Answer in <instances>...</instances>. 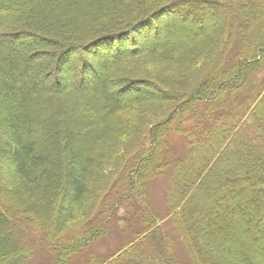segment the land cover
Wrapping results in <instances>:
<instances>
[{
	"label": "trees",
	"instance_id": "1",
	"mask_svg": "<svg viewBox=\"0 0 264 264\" xmlns=\"http://www.w3.org/2000/svg\"><path fill=\"white\" fill-rule=\"evenodd\" d=\"M201 56L191 85L128 74L141 66L111 76ZM125 84L133 95L116 99ZM149 97L176 107L141 142L113 127ZM165 175L164 213L150 185ZM79 208L93 219L65 230ZM214 212L251 224L253 248L211 229ZM116 226L122 244L96 251ZM263 243L264 0H0V264H179L177 244L191 264H264Z\"/></svg>",
	"mask_w": 264,
	"mask_h": 264
},
{
	"label": "rangeland",
	"instance_id": "2",
	"mask_svg": "<svg viewBox=\"0 0 264 264\" xmlns=\"http://www.w3.org/2000/svg\"><path fill=\"white\" fill-rule=\"evenodd\" d=\"M251 32H254V28L250 29ZM212 37V36H211ZM224 38V37H222ZM38 41V40H37ZM170 41H172L170 39ZM182 39H175L173 42H180ZM16 45V42L15 44ZM41 45V44H40ZM223 46V45H222ZM132 46H128L130 51V48ZM214 45L211 46V43H204L200 50L204 52L203 54H207V50H213ZM46 49V48H45ZM42 59L41 56H36L34 60L38 61ZM72 62L71 56L69 57V61ZM104 61H98L99 68L102 66ZM204 62V56H201L200 58L192 60L191 64L186 63H174L169 61H164L162 59H134L133 61L130 60L128 62H125L123 65H118L114 67L111 71V76L117 77V76H124L126 75V68L132 67V66H141V68L138 71L130 72L128 74H135L136 78L140 77H153L157 76L158 78H161V80L166 81L169 83V85H173L175 82L185 81L187 84L191 85L194 83V81L198 80L202 74H201V67ZM102 63V64H101ZM157 63V64H154ZM136 68V67H135ZM151 70H158L153 73ZM176 72L177 74H175ZM153 73V74H152ZM121 74V75H120ZM130 77H133V75H130ZM176 78V80H174ZM34 82L41 83V84H48L45 81H42L41 77L39 75H36L35 78H33ZM51 83V82H49ZM94 83H98V77L94 80ZM174 83V85H175ZM73 85L74 83L71 81L70 83ZM184 84V83H181ZM178 85V84H176ZM135 88V87H134ZM133 88V89H134ZM172 89V88H171ZM147 90V89H145ZM149 91V90H148ZM155 92V90H154ZM133 93L128 92L125 95H121L120 93L117 95H114L116 99H119L118 97L123 96H131ZM152 101H146L142 104H139L135 106L132 111H127L124 113L118 120H116L113 123V127H115L117 130H123V128H126L128 131L132 133H136L137 137L136 139L138 141H142L144 138V134L148 131L150 126L152 124L157 123L158 121H162L164 118H166L176 107V105L172 102L164 101V102H156L153 100L154 97H149ZM133 128H131V126ZM131 129V130H130ZM167 139L170 141V143L174 146H183L188 144V139L185 138L183 135L175 133L170 127L168 133H167ZM136 143V142H135ZM135 145V144H134ZM168 187H169V180L168 175H165V177L158 179L155 183L150 185V199H152L155 202V207L160 210L164 211L168 208ZM31 199V202H29L27 205L29 208L36 207L39 203L35 202ZM92 215V214H91ZM89 213H84L80 208L75 210L73 213V218L65 223L64 227L65 230H72L74 228L83 227L86 225L85 223L88 222L90 218ZM213 223L210 225L211 229L216 226H223L227 232L230 234V239L234 241H238L240 244H242L243 248L245 250H251L253 248V236H254V229L251 226V224L247 223V226L245 227L244 231L238 232L236 223L234 222L233 217H226V213L216 214L215 212L211 214L210 218ZM167 220V219H165ZM134 239V236H133ZM123 240H125V233H123L122 230H120L117 226L112 231L109 237L99 240L98 243L95 246V250L99 253L108 256L113 251L115 252L116 249L122 244ZM264 249V243L262 245L257 246L258 254L262 252ZM169 256H176L180 259L179 264H191V261H189L184 249L176 245V248H174L172 251L168 252ZM173 256V257H174Z\"/></svg>",
	"mask_w": 264,
	"mask_h": 264
},
{
	"label": "bare ground",
	"instance_id": "3",
	"mask_svg": "<svg viewBox=\"0 0 264 264\" xmlns=\"http://www.w3.org/2000/svg\"><path fill=\"white\" fill-rule=\"evenodd\" d=\"M127 40L122 38L120 41H118L119 43V48L118 50H114V52L110 53L112 55H120V54H123L125 51H126V46H127ZM38 56L43 54V52H38L37 53ZM69 61V58H61L60 61H59V64H60V67L64 70L63 72H65L66 70H71V67H72V62H68ZM133 87H131L130 85L128 84H125L122 86V89H120V93L121 94H127L128 92H133Z\"/></svg>",
	"mask_w": 264,
	"mask_h": 264
}]
</instances>
